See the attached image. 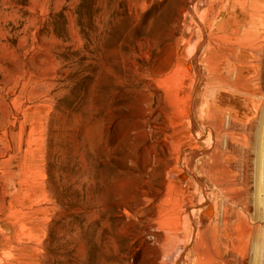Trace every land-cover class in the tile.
Segmentation results:
<instances>
[{
    "label": "rangeland",
    "instance_id": "obj_1",
    "mask_svg": "<svg viewBox=\"0 0 264 264\" xmlns=\"http://www.w3.org/2000/svg\"><path fill=\"white\" fill-rule=\"evenodd\" d=\"M0 264H264V0H0Z\"/></svg>",
    "mask_w": 264,
    "mask_h": 264
}]
</instances>
